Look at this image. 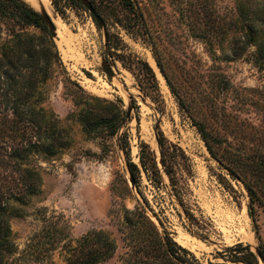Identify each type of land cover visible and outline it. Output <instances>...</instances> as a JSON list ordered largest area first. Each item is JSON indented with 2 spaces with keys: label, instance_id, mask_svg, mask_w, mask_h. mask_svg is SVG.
I'll use <instances>...</instances> for the list:
<instances>
[{
  "label": "rangeland",
  "instance_id": "1",
  "mask_svg": "<svg viewBox=\"0 0 264 264\" xmlns=\"http://www.w3.org/2000/svg\"><path fill=\"white\" fill-rule=\"evenodd\" d=\"M172 1L151 0L146 40L108 21L110 32L121 37L118 49L107 47L104 28L86 8L62 0L61 13L51 4L48 12L61 64L44 85L41 106L62 144L55 153L40 150L28 157L41 182L39 191L25 202L9 200L8 263L69 264L73 251L80 247L87 251L97 238L100 247L109 238L116 247L113 255L92 264H180L161 245L155 252L140 249L139 227L125 224L124 207L145 209L158 235L169 234L200 264H234L224 262L216 251L238 242L249 243L253 250L259 245L246 189L219 168L194 121H201L202 113L212 108L231 123L229 139L264 141V60L261 65L253 62V42L244 54H233L234 39L249 33L247 26L233 24L238 12L247 14L264 0H208L221 21L199 19L197 25L182 18ZM253 26L264 39V23L256 21ZM156 59L193 108L192 114L179 105ZM142 61L154 71L159 99H153L139 81ZM202 99L211 106L203 107L198 102ZM161 135L188 157L190 170L177 169L183 203L172 194L160 164ZM124 138L132 161L139 162L140 141L158 161L162 187L152 186L143 173L139 184L148 204L129 182ZM256 222L264 243L263 207H257Z\"/></svg>",
  "mask_w": 264,
  "mask_h": 264
},
{
  "label": "trees",
  "instance_id": "2",
  "mask_svg": "<svg viewBox=\"0 0 264 264\" xmlns=\"http://www.w3.org/2000/svg\"><path fill=\"white\" fill-rule=\"evenodd\" d=\"M61 1L51 0V4L55 11L62 13ZM66 1L84 7L81 0H64ZM89 1L105 21L109 49H118L121 37L118 33L110 32L107 27L108 21L120 26L132 37L146 40L143 33L146 30V21H150L152 15L147 7L151 0L145 5H142L143 0ZM172 2L177 4L180 15L182 18L185 16L190 24L197 25L199 19L215 24L221 21L208 0ZM238 16L233 24L247 26L249 33L246 32L242 37L234 39L233 54H244L253 42L255 50L250 56L254 63L261 65L264 60V39L253 24L256 21L264 23V4L247 14L239 11ZM156 63L179 105L187 113L192 114L193 108L185 103L177 87L172 85L160 59H156ZM60 64V54L46 19L26 0H0V264H12L5 260V254L11 251L12 245L8 239L10 233L8 216L12 213L9 200L25 202L27 196L39 191L41 179L37 169L28 165V157L40 150L55 153L57 147L62 144L60 137L55 136L58 132L52 118L41 106L44 85ZM138 71L142 86L153 99H159L158 82L150 65L142 61ZM198 102L204 104L203 107L211 106L205 104V99ZM212 111L211 108L208 112H203V119L194 122L210 155L218 161L219 168H225L230 176L239 179L247 191L248 214L255 236L259 240L256 250L262 263L249 243L238 242L222 251H216V254L224 262L264 264V243L256 222L257 207L264 208V141L255 140L253 137L229 139L227 135L231 134L233 129L230 127L231 123L225 117L219 118ZM209 118L213 119L208 120ZM158 143L162 170L168 177L172 194L183 203L184 190L177 169L190 170L188 157L180 146L167 143L163 135L159 137ZM122 149L128 172L134 181L133 187L148 204L139 189V184L143 173L152 186L157 189L162 187L158 161L150 147L143 141H140L138 163L129 157L128 141L125 138ZM150 210L154 215L151 207ZM124 212L125 224L139 227L138 245L141 250L146 253L155 252L161 245L164 251L180 264H200L191 251L178 244L169 234L160 237L145 209L124 207ZM186 212L193 218L189 211ZM99 239L97 238L87 251L81 250L82 247L79 251H73L68 259L69 264L79 262L92 264L99 259H109L116 249L113 240L105 238L104 244L99 247L96 245Z\"/></svg>",
  "mask_w": 264,
  "mask_h": 264
},
{
  "label": "water",
  "instance_id": "3",
  "mask_svg": "<svg viewBox=\"0 0 264 264\" xmlns=\"http://www.w3.org/2000/svg\"><path fill=\"white\" fill-rule=\"evenodd\" d=\"M81 3L83 4V6L90 12V14L92 15V17L95 19L96 23L100 26L103 27L105 30V21L102 18V16L99 14V12L97 11V9L92 5V3L89 0H81ZM37 5L40 9V11H38L47 21L48 26L50 28V31L52 32L53 35V22L51 20V17L49 15V13H47V10L45 8V6L41 3V2H37ZM106 35V34H105ZM104 70L107 74L111 75L113 73V71L111 70V68L108 65L104 66ZM129 182L131 184V186L134 185V181L131 178L130 174H129ZM259 257L260 262L262 263V260L260 258L259 252L255 249L253 250Z\"/></svg>",
  "mask_w": 264,
  "mask_h": 264
},
{
  "label": "bare ground",
  "instance_id": "4",
  "mask_svg": "<svg viewBox=\"0 0 264 264\" xmlns=\"http://www.w3.org/2000/svg\"><path fill=\"white\" fill-rule=\"evenodd\" d=\"M31 6H33L37 11H40L38 5H37V2H41L46 10H47V13L50 12L51 10V3H50V0H26ZM49 11V12H48ZM50 15V14H49ZM51 17V16H50ZM54 17V16H53ZM52 18V17H51ZM69 42V41H68ZM156 67V66H154ZM157 70V69H156Z\"/></svg>",
  "mask_w": 264,
  "mask_h": 264
}]
</instances>
